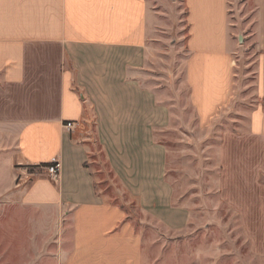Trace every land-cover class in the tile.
<instances>
[{"label":"crops","instance_id":"1","mask_svg":"<svg viewBox=\"0 0 264 264\" xmlns=\"http://www.w3.org/2000/svg\"><path fill=\"white\" fill-rule=\"evenodd\" d=\"M185 2L186 80L199 124L207 126L234 88L231 0ZM262 7L260 103L248 130L226 131L221 143L220 191L240 214L263 209L264 0ZM149 23L148 0H0V264L16 262L11 256L27 243L41 256L24 264H144L142 236L124 207L101 201L83 160L67 153L84 116L67 62L76 46L142 49ZM70 121L72 130L64 126ZM57 157L62 169L54 181L39 167Z\"/></svg>","mask_w":264,"mask_h":264},{"label":"rangeland","instance_id":"2","mask_svg":"<svg viewBox=\"0 0 264 264\" xmlns=\"http://www.w3.org/2000/svg\"><path fill=\"white\" fill-rule=\"evenodd\" d=\"M148 2L144 48L76 46L68 56L84 116L67 153L83 160L101 201L124 207L142 236L144 264H264V198L263 209L240 214L220 191L222 137L246 132L260 103L262 0L230 2L234 88L207 126L199 124L186 80V2ZM19 250L13 264L41 256L29 243Z\"/></svg>","mask_w":264,"mask_h":264},{"label":"built area","instance_id":"3","mask_svg":"<svg viewBox=\"0 0 264 264\" xmlns=\"http://www.w3.org/2000/svg\"><path fill=\"white\" fill-rule=\"evenodd\" d=\"M65 128L68 130H72L76 126V122H67ZM45 174L49 176L54 181H59L60 179V171L62 169V162L59 157L54 158L48 165L40 166Z\"/></svg>","mask_w":264,"mask_h":264},{"label":"trees","instance_id":"4","mask_svg":"<svg viewBox=\"0 0 264 264\" xmlns=\"http://www.w3.org/2000/svg\"><path fill=\"white\" fill-rule=\"evenodd\" d=\"M48 164H49V163H47V164H43V165L45 166V165H48Z\"/></svg>","mask_w":264,"mask_h":264}]
</instances>
